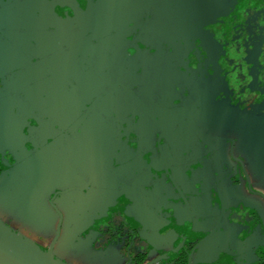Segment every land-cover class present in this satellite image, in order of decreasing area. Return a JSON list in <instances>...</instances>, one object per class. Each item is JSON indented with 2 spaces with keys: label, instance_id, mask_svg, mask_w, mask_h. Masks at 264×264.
<instances>
[{
  "label": "flooded vegetation",
  "instance_id": "obj_1",
  "mask_svg": "<svg viewBox=\"0 0 264 264\" xmlns=\"http://www.w3.org/2000/svg\"><path fill=\"white\" fill-rule=\"evenodd\" d=\"M0 84V177L33 154L59 163L58 142L88 149L90 174L48 196L60 234L55 199L77 191L96 201L94 247L131 264L128 244L146 243L144 264L166 252L150 257L167 237L149 220L179 231L170 250L200 236L191 264H264L261 205L242 187L264 200L247 170L264 165V0H3Z\"/></svg>",
  "mask_w": 264,
  "mask_h": 264
},
{
  "label": "rangeland",
  "instance_id": "obj_2",
  "mask_svg": "<svg viewBox=\"0 0 264 264\" xmlns=\"http://www.w3.org/2000/svg\"><path fill=\"white\" fill-rule=\"evenodd\" d=\"M245 155L246 154H244V156ZM247 160L249 163L252 162V166L254 165L251 158ZM233 163L235 164L236 162L231 161V166ZM250 165L248 164L247 170L250 173L253 188L259 189L264 193V165L262 167L263 170L260 169L259 173L251 168ZM234 173L237 175L236 170ZM58 184L60 189L65 190L68 188L67 186L71 184V181L69 180ZM242 187L245 191V195L250 197V202L254 204L257 209L261 205V214L264 219V200L247 190L245 188L246 186L242 185ZM46 190H48L47 193L40 195L38 189L32 192L31 189L27 187L21 194V197L15 199L12 197V193L4 188L2 189L0 186V221L15 230L18 229L31 240L39 242L41 241L40 238L38 239L40 236L44 242H46L45 244H48L53 240L55 235L58 213L57 210L50 205L48 198V196L52 194V191H56L55 187L51 186ZM237 191L238 193L240 192V190ZM81 200L85 201V204H87L84 205L83 202V206L78 207V204L82 203L80 202ZM54 203L64 214L61 234L53 250L54 256L67 264H131L126 256L117 252H112L110 248L96 249L93 245L92 235H89L87 232L85 233L86 224L82 222L91 210L89 207L91 205H96V201L93 197L91 198L83 194L79 195L77 191H68L58 195ZM174 210L176 212L178 209L174 208ZM178 224L184 231L185 224L183 225L182 222H178ZM162 232L163 234L165 233L164 235L168 238L155 247L156 252H167L174 244L176 245L180 237L176 227L170 224L167 225ZM248 239L244 246V248H248V251L250 248L258 249L262 247L257 240L254 242L253 239ZM254 243L255 246H253ZM207 247L210 251L212 246L210 244ZM112 250L115 251L114 249ZM252 251L253 250H250V252ZM258 251L261 252V248ZM152 255L154 256L155 254L153 253ZM245 258L248 259L249 256Z\"/></svg>",
  "mask_w": 264,
  "mask_h": 264
},
{
  "label": "crops",
  "instance_id": "obj_3",
  "mask_svg": "<svg viewBox=\"0 0 264 264\" xmlns=\"http://www.w3.org/2000/svg\"><path fill=\"white\" fill-rule=\"evenodd\" d=\"M57 146L59 149L58 155H62L61 153H63L65 156H62L65 157V159H59V163L52 164L50 158H47L45 154L40 157L36 156V154H33V156L29 158L27 162H20L19 164L15 165L11 171H8L7 173L4 172L1 175V188H4L14 196L18 194V191L23 192L27 187L30 188L32 192L37 189L39 191L42 190L41 193L43 194L47 193L48 190L46 189L50 188L51 186L59 188L60 186L58 183L66 182L70 180L69 178H75L76 176L79 177V174L81 177L90 174V169L84 166L83 163V159L85 156L87 157L88 149H82L79 151L81 152L79 153L81 156L78 158V156L74 154L76 150H73L72 145L70 147V144H62L61 142H58ZM72 160L74 164L71 162ZM75 162L78 163L79 167L78 165H75ZM77 167L80 170L78 173L75 170ZM77 181L82 182L81 179H77ZM145 226L147 227V234H151L152 237H155L156 235H163L162 239L163 237H166V235H164L165 233L163 234L159 231L160 229L164 230L161 227L164 226L161 224V222L149 220V223L145 224ZM153 253L156 254L155 249L150 252V257L153 256Z\"/></svg>",
  "mask_w": 264,
  "mask_h": 264
},
{
  "label": "water",
  "instance_id": "obj_4",
  "mask_svg": "<svg viewBox=\"0 0 264 264\" xmlns=\"http://www.w3.org/2000/svg\"><path fill=\"white\" fill-rule=\"evenodd\" d=\"M61 220L57 226L56 236L48 249L42 248L24 234L0 221V264H67L53 254V247L60 234ZM188 233L189 231H186L181 236V240L175 248L161 254L148 264H154L161 259L173 257L181 248H184ZM194 249L188 255V264L192 263Z\"/></svg>",
  "mask_w": 264,
  "mask_h": 264
},
{
  "label": "trees",
  "instance_id": "obj_5",
  "mask_svg": "<svg viewBox=\"0 0 264 264\" xmlns=\"http://www.w3.org/2000/svg\"><path fill=\"white\" fill-rule=\"evenodd\" d=\"M198 232V230H196ZM195 233V232H194ZM200 236H191L186 240L185 248L182 249L173 259L161 261L159 264H187L188 253L194 247ZM129 257L133 264H144L147 259L146 243H140L138 249L128 244Z\"/></svg>",
  "mask_w": 264,
  "mask_h": 264
},
{
  "label": "snow or ice",
  "instance_id": "obj_6",
  "mask_svg": "<svg viewBox=\"0 0 264 264\" xmlns=\"http://www.w3.org/2000/svg\"><path fill=\"white\" fill-rule=\"evenodd\" d=\"M0 2H3V0H0ZM148 19L150 20L151 17H148ZM129 27H130V26H129ZM154 51H155V49H154ZM127 56H128V57H135V53H134V51L131 50V49H129V51H128V53H127ZM32 62L35 63L34 60H33ZM136 75L139 76V74H138L137 72H136ZM2 88H3V85L0 84V89H2ZM136 118L140 120V116H139V115H136ZM23 128H24V127H23ZM31 129H36V127L33 126ZM28 131H29V129L25 128V130H24V137L27 136ZM161 143H163V141H161ZM145 159H147V157H145Z\"/></svg>",
  "mask_w": 264,
  "mask_h": 264
}]
</instances>
